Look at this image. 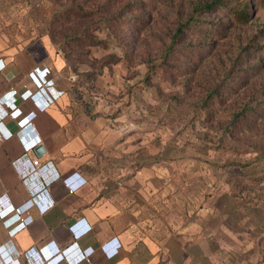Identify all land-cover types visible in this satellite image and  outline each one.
<instances>
[{"label": "rangeland", "instance_id": "obj_1", "mask_svg": "<svg viewBox=\"0 0 264 264\" xmlns=\"http://www.w3.org/2000/svg\"><path fill=\"white\" fill-rule=\"evenodd\" d=\"M214 1L0 0V32L54 47L68 113L160 218L205 229L211 264H264V0L245 24L197 11Z\"/></svg>", "mask_w": 264, "mask_h": 264}, {"label": "crops", "instance_id": "obj_2", "mask_svg": "<svg viewBox=\"0 0 264 264\" xmlns=\"http://www.w3.org/2000/svg\"><path fill=\"white\" fill-rule=\"evenodd\" d=\"M35 69H46L53 82L47 95L36 93ZM26 89L32 99L5 102L13 100L11 91L21 95ZM60 91L37 112L48 96ZM67 105L64 64L54 47L2 30L0 264H29L24 257L29 249L42 259L57 256L53 264H211V237L205 229L192 221L160 218L151 205L149 180L124 176L109 161V134L68 113ZM13 112L21 116H10ZM30 112L32 118L20 125ZM38 146L41 154L35 151ZM72 173L86 182L74 193L58 180ZM45 189L46 199L36 204L34 198ZM49 203L40 212L39 206ZM75 219L82 220L76 230L85 228L84 223L89 227L79 240L68 228ZM21 222L25 226L18 228ZM89 248L93 251L87 255Z\"/></svg>", "mask_w": 264, "mask_h": 264}, {"label": "built area", "instance_id": "obj_3", "mask_svg": "<svg viewBox=\"0 0 264 264\" xmlns=\"http://www.w3.org/2000/svg\"><path fill=\"white\" fill-rule=\"evenodd\" d=\"M37 73V74H36ZM31 78L33 80V83H35V88H36V93L38 94H45L47 95V90H51L52 89V86H48L49 83H52L53 82L51 80H47V70L44 69L42 71H39L38 69H35L32 73H31ZM51 87V88H50ZM12 93V99L11 101H5L8 105H12V104H15L16 102V99L17 98H21V99H26V97L28 95L31 96V93L32 91L26 89L24 90L21 95L18 94L16 92V90H13L11 91ZM58 93H62L61 91L60 92H56V94L53 96V99L48 97L47 100H44L42 102V104L37 108V112L41 111L43 108H46L47 106H49L50 104H52L58 97ZM34 112H30L28 115L26 116H22L23 119L19 122L20 125H23L26 121L30 120L33 116ZM10 116L16 118V117H19L21 116L18 112H13L10 114ZM35 139V138H34ZM34 145V143H32ZM39 166V163L37 161H33V167L36 169L38 168ZM59 181H61L65 187H67L68 191L70 193H74L76 190H78L80 187H82L83 185L86 184L85 180L82 179L77 173H72L66 177H63V178H59L58 179ZM74 180H79V183L76 184V185H72L71 183L74 181ZM47 197V192H46V189L44 191H42L41 193H39L35 198H34V202L37 204V203H40L39 201H44ZM50 204L52 203H49V205L47 206H41L40 204V212H43V211H46L48 209V207H50ZM13 214V213H12ZM82 222V220H77L75 219V221H73L71 224L68 225V228L69 230H71V232L73 233L74 237L79 240L81 237H83L86 233H88V229L89 227L87 226L86 223H84L85 225V228H82L81 230H76V226L79 225L80 223ZM25 224L24 223H20L19 227L18 228H22L24 227ZM17 228V229H18ZM16 231V229H15ZM15 231H11V232H15ZM89 251L87 252V255L92 253L93 249L89 248L88 249ZM57 251L59 252V249H57ZM60 253V252H59ZM58 253V255H59ZM40 258H39V257ZM24 257L27 259L28 263L29 264H53L55 263V261L57 260H54L56 259L57 256L51 258V259H48V257L46 259H42V257L40 255H38V253H36L34 251V249H29L28 251H26L24 253ZM38 257V258H37ZM62 256L60 254L59 258L60 259Z\"/></svg>", "mask_w": 264, "mask_h": 264}, {"label": "trees", "instance_id": "obj_4", "mask_svg": "<svg viewBox=\"0 0 264 264\" xmlns=\"http://www.w3.org/2000/svg\"><path fill=\"white\" fill-rule=\"evenodd\" d=\"M234 3L235 4V11L233 14V21L237 24H245L249 18V10H248V1L247 0H232L230 2H224L222 3V1H214L212 4H208L205 6H198L197 11L200 10H205L208 11L210 9H212V6L215 5H222L224 6L225 4H231ZM230 6V5H229ZM228 6V7H229ZM212 7V8H211Z\"/></svg>", "mask_w": 264, "mask_h": 264}, {"label": "clouds", "instance_id": "obj_5", "mask_svg": "<svg viewBox=\"0 0 264 264\" xmlns=\"http://www.w3.org/2000/svg\"><path fill=\"white\" fill-rule=\"evenodd\" d=\"M48 83H49V85L48 86H52L53 84L52 83H50L49 81H48ZM35 84V83H34ZM51 92V91H50ZM52 94V93H51ZM53 96H54V94H52V96L50 95V96H48V97H50V98H52L53 99ZM27 98H30V99H32V97L30 96V95H28L27 97H26V99Z\"/></svg>", "mask_w": 264, "mask_h": 264}, {"label": "water", "instance_id": "obj_6", "mask_svg": "<svg viewBox=\"0 0 264 264\" xmlns=\"http://www.w3.org/2000/svg\"><path fill=\"white\" fill-rule=\"evenodd\" d=\"M36 153L37 154H41L43 152L42 148L40 146H38L36 149H35Z\"/></svg>", "mask_w": 264, "mask_h": 264}]
</instances>
